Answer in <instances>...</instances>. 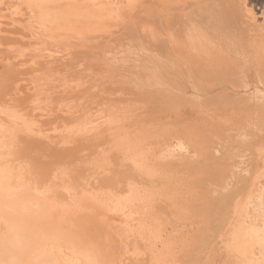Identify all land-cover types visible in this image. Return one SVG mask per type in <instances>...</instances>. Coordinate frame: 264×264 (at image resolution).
Returning <instances> with one entry per match:
<instances>
[{
	"label": "bare ground",
	"instance_id": "obj_1",
	"mask_svg": "<svg viewBox=\"0 0 264 264\" xmlns=\"http://www.w3.org/2000/svg\"><path fill=\"white\" fill-rule=\"evenodd\" d=\"M262 66L264 0H0V264H264Z\"/></svg>",
	"mask_w": 264,
	"mask_h": 264
},
{
	"label": "rangeland",
	"instance_id": "obj_2",
	"mask_svg": "<svg viewBox=\"0 0 264 264\" xmlns=\"http://www.w3.org/2000/svg\"><path fill=\"white\" fill-rule=\"evenodd\" d=\"M185 167H187V166H184V169H185ZM183 168V167H182ZM186 172V171H185ZM191 175H192V173H189V175L187 174V176L188 177H191ZM95 230H97V229H95ZM104 231H102L101 230V232H102V234H105V236L107 237V238H110L112 241H115L116 239L113 237L114 236V234H112L113 233V231L111 230V229H109V228H105V229H103ZM107 230V231H106ZM112 232H111V231ZM108 231H110V232H108ZM189 232V231H188ZM184 233V236L186 237V235H187V237L185 238V245L183 246V248H182V250L180 251V253L178 254V257H179V260H180V262L181 263H186L187 262V258L185 257V256H187L188 257V254L191 252V250L194 248V246L196 245V244H193V242L195 243V237L193 236V235H191L192 233L191 232H189V233ZM191 233V234H190ZM186 234V235H185ZM190 235V236H189ZM189 237V238H188ZM191 237V238H190ZM192 237H194L195 239H192ZM190 240V241H189ZM194 240V241H193ZM193 244V245H192ZM190 245H192V247L190 246ZM189 248H191V249H189ZM183 253V254H182ZM188 253V254H187ZM113 254V255H112ZM110 255H112V257H114L115 259L118 257V252L117 251H114V252H111L110 253ZM182 255V256H181ZM184 255V256H183ZM184 260H183V259Z\"/></svg>",
	"mask_w": 264,
	"mask_h": 264
},
{
	"label": "snow or ice",
	"instance_id": "obj_3",
	"mask_svg": "<svg viewBox=\"0 0 264 264\" xmlns=\"http://www.w3.org/2000/svg\"><path fill=\"white\" fill-rule=\"evenodd\" d=\"M262 70H264V66H262ZM262 102H264V101H262ZM259 212L261 213V215H264V204L261 205ZM89 264H98V262L90 261ZM209 264H212V262H209Z\"/></svg>",
	"mask_w": 264,
	"mask_h": 264
}]
</instances>
